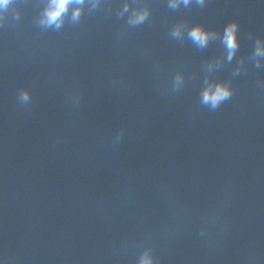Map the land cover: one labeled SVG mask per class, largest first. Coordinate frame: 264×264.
I'll list each match as a JSON object with an SVG mask.
<instances>
[{
	"label": "water",
	"instance_id": "1",
	"mask_svg": "<svg viewBox=\"0 0 264 264\" xmlns=\"http://www.w3.org/2000/svg\"><path fill=\"white\" fill-rule=\"evenodd\" d=\"M150 11L85 2L41 27L45 0L0 12V259L5 264H264V0ZM18 17V18H17ZM237 22L229 60L174 23ZM179 76V83L175 77ZM231 97L200 101L205 79ZM27 88L29 99L17 93Z\"/></svg>",
	"mask_w": 264,
	"mask_h": 264
},
{
	"label": "clouds",
	"instance_id": "2",
	"mask_svg": "<svg viewBox=\"0 0 264 264\" xmlns=\"http://www.w3.org/2000/svg\"><path fill=\"white\" fill-rule=\"evenodd\" d=\"M86 0H45L40 12L39 24L41 27H51L59 29L66 16H70L73 21H77L84 10ZM90 7L96 8L98 0H87ZM193 0H167V7L176 9L177 7H187ZM198 5H202L205 0H194ZM10 0H0V12L9 8ZM149 5L146 3L135 2V0H122L120 5V14H126V23L130 27L142 24L149 16ZM18 18V17H17ZM237 22L235 19H229L224 22L219 31L204 27L201 23L194 22L185 24L184 22L174 23L171 28V35L179 38L182 35L187 36L198 47H204L210 39L218 36L223 46L227 59H231L238 46ZM251 57L259 67V62L264 59V37L256 36L252 42ZM179 76L175 77V83H179ZM200 101L211 109L217 108L232 95L230 85L220 79H205L200 88ZM21 102H27L29 92L27 88L19 89L17 93ZM0 264H5L0 259ZM136 264H153V258L148 250L141 251L136 259Z\"/></svg>",
	"mask_w": 264,
	"mask_h": 264
}]
</instances>
